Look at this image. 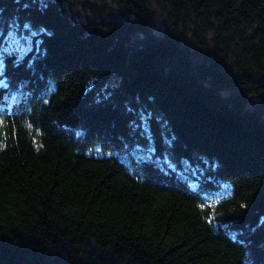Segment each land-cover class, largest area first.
Listing matches in <instances>:
<instances>
[{
  "label": "trees",
  "instance_id": "1",
  "mask_svg": "<svg viewBox=\"0 0 264 264\" xmlns=\"http://www.w3.org/2000/svg\"><path fill=\"white\" fill-rule=\"evenodd\" d=\"M0 264H264V0H0Z\"/></svg>",
  "mask_w": 264,
  "mask_h": 264
},
{
  "label": "rangeland",
  "instance_id": "2",
  "mask_svg": "<svg viewBox=\"0 0 264 264\" xmlns=\"http://www.w3.org/2000/svg\"><path fill=\"white\" fill-rule=\"evenodd\" d=\"M70 10L73 14L79 15V17H83V12L81 13V9L78 3H73L72 6H69ZM152 10L151 14L154 17V28L155 30L160 27V19L157 16V12L155 9L150 8ZM9 44L8 50H19L21 52L27 50L32 45V33L31 32H21L16 33L12 32L10 36H8Z\"/></svg>",
  "mask_w": 264,
  "mask_h": 264
}]
</instances>
